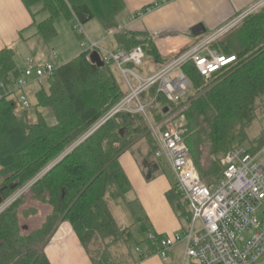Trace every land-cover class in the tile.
<instances>
[{
	"label": "trees",
	"instance_id": "1",
	"mask_svg": "<svg viewBox=\"0 0 264 264\" xmlns=\"http://www.w3.org/2000/svg\"><path fill=\"white\" fill-rule=\"evenodd\" d=\"M22 2L27 8L43 3V11L50 16L37 28L38 36L47 43L58 37L56 24L60 19L68 23L79 21L85 26L97 20L107 34L114 35V51L131 52L141 46L147 56L162 61L149 35L120 29L118 16L125 9L123 0ZM229 31L232 35L227 34L211 48L220 55L234 56L236 62L216 73L211 78L212 85H205L206 80L192 63L184 67L191 83V92L180 105L186 107L185 143L203 183L209 187L220 180L223 169L213 163L203 167L206 144L222 155L240 146H247L252 152L264 146V131L258 136L253 132L258 104L264 105V6ZM91 53L83 51L58 66L54 76L41 83L36 108L49 110L53 121L48 122L37 113V121L31 122L29 112L17 113L15 102L8 99L9 90L24 73L16 52L10 48L0 52L2 200L36 179L125 97L112 64L105 62L99 68L91 62ZM141 100L148 105L146 114L155 123L166 116V108L171 112L179 107L157 95L155 87L144 93ZM143 134L150 138L155 155L157 146L145 116L135 114L127 122L123 115H118L53 167L32 188L34 195L52 208L40 231L26 237L19 234L17 211L21 201L0 216V264H50L44 248L61 219L72 225L94 264H128L112 253L114 247L127 244L133 234L129 228L121 227L112 213V201L123 195L110 167ZM12 185H16L13 190ZM168 199L178 217L186 221V231L191 220L187 203L176 188ZM37 235L44 239L36 248Z\"/></svg>",
	"mask_w": 264,
	"mask_h": 264
},
{
	"label": "built area",
	"instance_id": "2",
	"mask_svg": "<svg viewBox=\"0 0 264 264\" xmlns=\"http://www.w3.org/2000/svg\"><path fill=\"white\" fill-rule=\"evenodd\" d=\"M152 1L151 7L137 18L168 3V0ZM263 6L264 0L145 79L134 71L141 69L145 62L146 54L141 46L131 52L106 50L90 39L83 24L75 22V31L82 39V50L97 51L104 62L114 64L129 88V93L99 119L77 145L118 115L143 114L157 146L155 156L175 174L176 191L191 212L190 223L183 233L165 237L154 233L147 235V242L163 260H167L169 252L180 243L185 246L182 264H256L264 257V146L256 152L240 146L226 153L222 160V177L209 187L203 183L185 143L184 123L172 128H167L166 123V127L163 123L154 124L146 114L148 105L141 100L144 93L155 87L157 95L180 106L191 92L184 67L192 63L200 75L209 80L236 62L234 56L220 55L211 45ZM54 58L57 60L56 54ZM56 69L57 66L50 62L43 65L33 61L28 63L23 76L9 90L8 99L15 102L17 113L33 108L28 93L31 83L41 85L54 76ZM2 99L3 95H0ZM136 252L143 256L141 248L138 247Z\"/></svg>",
	"mask_w": 264,
	"mask_h": 264
},
{
	"label": "crops",
	"instance_id": "3",
	"mask_svg": "<svg viewBox=\"0 0 264 264\" xmlns=\"http://www.w3.org/2000/svg\"><path fill=\"white\" fill-rule=\"evenodd\" d=\"M261 1L263 0H168V3L164 6L153 9L143 14L142 17L137 18V15L151 7L153 1L123 0L125 9L118 16V21L121 30L149 35L157 47L158 53L162 58L160 62L164 67L174 61L177 56L218 33L221 29L237 19V17H240ZM43 6V3H38L31 8H27L22 0H0V52L8 48L18 49L19 52H22L27 48L28 42L32 39L37 37L42 39L41 36H38L37 24L47 20L50 16L48 12L43 11ZM41 16L42 19L39 18ZM62 22L68 25L71 24L64 19H60L56 24L57 31L58 26L63 24ZM92 22H97V25L92 32L93 35L90 36L91 40L99 43L106 50L117 49L114 35L107 34L97 20ZM197 25H203L207 30V35L202 38H195L191 30ZM58 36H60L59 31ZM223 36L219 39L223 38ZM110 39H113L114 42L110 45L112 48L108 49L104 44H110ZM46 44L51 45L52 41L49 43L46 42ZM79 46H81V41ZM73 48L76 51L73 52V54L75 53V59L83 50L81 47L78 49L76 41L75 47L73 46ZM55 54L58 57V54L54 51L53 55ZM31 57L29 55L25 57L24 67H21L23 71L28 63L33 61L30 60L27 62ZM71 60L73 58H67L65 63ZM58 61L59 57L57 58ZM39 91L40 85L36 82L31 83L28 88L34 112L30 120L32 121L33 118H36L34 121L36 122V116L39 113L48 122H52L53 117L49 110L34 108L37 105V93ZM132 148L130 147L125 151L110 167L111 172L115 174L116 183L118 181L120 187L122 185L127 187L126 194L131 195L136 205H138L139 214L143 215L145 219L144 225L146 226V230H141L143 245L138 244L136 249L138 247L141 248L143 255L146 256L143 258L137 252L136 256L130 254L127 263L173 264L170 263V260L176 252L175 249L178 248V245L170 251L171 253L169 252L170 257L168 256L167 260H163L156 254V249L147 242V235L154 233L165 237L181 234L184 231L182 220L178 217L168 199V194L176 188V176L169 167L173 178L167 177L165 171L158 164L162 162L157 160L155 155L145 150L134 152ZM146 164L149 167L154 165L159 167L153 174L151 180L146 179L149 169V167H146ZM113 165L116 166L114 167V171L111 169ZM121 193L123 195L122 190ZM44 253L50 264H94L72 225L67 221L62 222L56 228L44 248ZM149 253L153 254L148 256L147 254Z\"/></svg>",
	"mask_w": 264,
	"mask_h": 264
},
{
	"label": "rangeland",
	"instance_id": "4",
	"mask_svg": "<svg viewBox=\"0 0 264 264\" xmlns=\"http://www.w3.org/2000/svg\"><path fill=\"white\" fill-rule=\"evenodd\" d=\"M42 16L39 18L42 19ZM62 23L63 24H60L58 26V31L60 32V36L55 38L52 41L51 45H47L46 42H44L40 37H37L35 39H32L30 42H28L27 48H25L24 51L19 52L18 49H14L17 55V62L20 67L22 68L24 67L23 63H25L26 61L25 57H28V55L32 57L28 59L27 62L33 60L37 65H43L46 62H50L55 64L57 67L64 64L67 58L74 59L75 53L73 54V52L76 51L74 50L73 46L75 47V41H76V45L79 49L81 47L79 46V43L82 39L79 36V34L75 31V23H71L70 25L66 24L65 22ZM96 25L97 22H92L88 26L84 25L85 31L89 37L93 35L92 32L95 29ZM229 32L230 31H228L227 34ZM227 34H225V36L223 37L226 38L227 36L232 35V33L228 35ZM109 42L110 44L105 43L104 46L108 49H111L112 47L110 45L113 44L114 41L113 39H110ZM78 49L76 48V50ZM54 51L58 54L59 57L58 62L54 58L53 55ZM162 67L163 66L160 61L156 60L151 56L146 55L145 62L141 67V69L139 70L135 69L134 71L139 76L145 79L151 75L156 74L158 71L162 69ZM111 68L114 71L115 77L118 83L120 84L122 90L124 91V93L128 94L129 88L127 86L124 76L121 74V72L116 68L114 64H112ZM130 79H132V77H130ZM213 81H214L213 79L206 80L205 85L210 86L212 85ZM34 108H36V106ZM185 111H186L185 106H179L176 109L172 110L171 112L165 114L166 116L162 118L159 123H163L165 127L167 124V128H172L176 124H181V123L185 124L186 119H183V115L181 116V114H184ZM27 112H29L30 115L29 118L34 114L33 108ZM35 120L36 118H33L32 121L31 120L30 121L34 122ZM151 122L153 121L151 120ZM153 123L159 124L155 122ZM261 130L264 131V105L259 103L257 109V120L253 125V132L258 136L259 135L258 133L261 132ZM78 145L77 143L72 145L65 153H63L60 157L54 160L36 179L30 181L23 187L12 192L5 200H2L0 196V200L2 201L0 203V216L4 214L9 208H11L16 202L21 201L17 211L18 219H19L18 227H19L20 235L24 237L29 235H35L34 234L35 232H38L42 229L45 222L47 221L48 216L52 212V208L48 205V203L43 202V200L39 199L37 195H34L32 191L33 186L36 185V183L41 178H43L53 167H55L67 155L72 153ZM205 146L206 147L204 148L203 151L204 154L202 158L203 167H207L208 165L211 166L213 163L215 166L217 165L222 168V160L224 155L217 154L216 152H214L212 149L213 146L211 144L209 145L206 144ZM131 148L134 152H140L141 150H145L146 152L148 151L151 154H153V150H154V146H152L150 138H148L144 134L140 136V138L132 144ZM158 164L159 166H161L162 170L165 171V175L167 177L173 178V174L169 166L165 162ZM114 167L116 166L115 165L112 166L111 168L112 171H114L115 169ZM118 178L120 179V177ZM0 182H2V180H0ZM117 186L120 188V191L122 190L123 197L119 200L112 201L111 210L117 223L121 227L129 228L131 230V232L133 233V238L127 244H120L114 247L113 248L114 251L112 250V253L114 257H118L120 260L127 262L130 254L136 256L135 249L137 245L138 244L143 245L141 230L142 231L146 230V226L144 225L145 219L143 215L139 214L138 205H136L131 195L126 194L127 187L123 185L122 187H120L118 181H117ZM62 222L63 221L61 219L55 225L59 226ZM185 222H186L185 220H182V224L184 225V227H186ZM35 237L37 239V245H36L37 248L42 245L43 243L42 239H44V237L42 238L40 235H37ZM100 245L103 246L102 243H100ZM26 250H31V249H26ZM26 250L23 251L24 254H26L25 252ZM175 250L176 252L172 256L170 263L182 264V254L184 250V244L183 243L178 244V248H176ZM256 264H264V257H262Z\"/></svg>",
	"mask_w": 264,
	"mask_h": 264
},
{
	"label": "water",
	"instance_id": "5",
	"mask_svg": "<svg viewBox=\"0 0 264 264\" xmlns=\"http://www.w3.org/2000/svg\"><path fill=\"white\" fill-rule=\"evenodd\" d=\"M191 33L195 38H202L205 35H207V30L205 29L203 25H197L191 30ZM90 60L93 64L97 65L99 68H103L105 66V62L102 60L100 54L97 51H94L91 53ZM168 112H169V108H166L164 113L167 114ZM123 119L128 122L132 119V115L124 114ZM146 167H149V165L146 164ZM158 168L159 167L157 165L149 167L148 174H147V180H151V178L153 177V174L158 170ZM3 182L4 180L0 182V185H2ZM15 188H16V185L11 186L12 190ZM1 193H3V190L1 191ZM0 203H1V200H0Z\"/></svg>",
	"mask_w": 264,
	"mask_h": 264
}]
</instances>
